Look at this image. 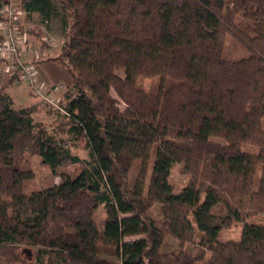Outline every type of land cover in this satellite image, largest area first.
I'll return each instance as SVG.
<instances>
[{"label":"trees","instance_id":"obj_1","mask_svg":"<svg viewBox=\"0 0 264 264\" xmlns=\"http://www.w3.org/2000/svg\"><path fill=\"white\" fill-rule=\"evenodd\" d=\"M19 8L43 24L67 14L55 62L73 87L61 98L68 115L50 132L34 120L36 105L16 108L0 85V264H116L100 245L120 264H264V220L248 222L264 215V0H20ZM229 38L249 55L225 54ZM63 133L84 139L87 158ZM32 156L52 171L81 170L27 194L17 180ZM175 164L190 177L180 194L169 183ZM157 204L161 227L148 215ZM234 223L244 224L240 240L221 241ZM167 237L177 251H161Z\"/></svg>","mask_w":264,"mask_h":264},{"label":"rangeland","instance_id":"obj_2","mask_svg":"<svg viewBox=\"0 0 264 264\" xmlns=\"http://www.w3.org/2000/svg\"><path fill=\"white\" fill-rule=\"evenodd\" d=\"M14 2V5L16 6V9H19V4L20 0H12ZM225 2V7H228L231 5L232 0H224ZM23 12V11H22ZM19 14V31L20 33H27L28 36L34 41V43L38 46L41 45V43H45L46 46L49 49V55L41 59L40 62L43 61H51L50 65H58L61 66L62 68L60 69V73L58 76V80L64 82H59L54 85H49L45 84V88H53L57 87L59 88L58 92L61 94L60 97L62 98L63 94L68 91L72 90L73 87V79L68 73L67 69L60 64H57L55 62V57L59 55L61 47L65 41L64 39V28H63V17L67 18V14L60 9V14L58 17H54L51 21H49L46 24H43L41 22V19L38 15H28L23 13ZM228 53L231 57H234L235 59H241L244 57H247L249 55V52L242 48L241 46H236L233 43V40L231 38L228 39L227 45L225 48V54ZM38 63V62H36ZM55 63V64H53ZM56 65L54 67H56ZM36 70H38L37 67H35ZM6 71V72H3ZM63 71V72H62ZM68 76V79L65 83V77ZM14 78V76H16ZM121 76H124L123 71L120 72ZM3 78V82L0 83V85L6 84L7 92H11L14 94L17 98V103H15L16 108H20L21 106L26 107L29 106L28 102V97L27 93L28 90L30 93L31 87L28 84V80L26 79L25 75L22 73V69L20 68H14L12 64L6 61L0 60V79ZM18 78V80H17ZM21 80H20V79ZM37 79L38 75H37ZM11 83H14L13 87H10ZM155 81L154 80H144L142 85L145 89H150L154 85ZM22 93L25 96V98H21L20 94ZM32 96L37 98L34 93H32ZM113 96L115 94L113 93ZM56 97V96H55ZM38 99V98H37ZM19 100V101H18ZM39 105L42 107V110L48 115H52L55 117V122L52 126H49V131L50 132H55L57 129V125L60 123L62 120L61 114H59L58 111H55L53 108H51L49 105L43 103L40 101ZM38 114L36 115V118L34 119L36 122H41L39 120L47 121V119L44 118L46 114ZM55 114V115H54ZM44 124V123H43ZM59 137L65 138L66 141H68V147L70 150L74 153L80 156L81 158H87V150H86V143L84 139H79V140H70V136L68 134L63 133L58 135ZM30 174L27 176H19L17 183L18 185H23L24 190L26 191L27 194H31L33 192H37L39 190H45L49 187H52L56 184H59L61 182V176L63 174L70 175V176H75L78 172L81 170L80 165H69L65 167H60L57 168L55 171H52L51 168L42 162V160L38 156H32L31 161H30ZM137 175V170L134 169L131 173V176L129 178V183L133 184L135 178ZM190 177L188 175H185L183 173V165L182 164H175L173 165L171 169V174L169 177V183L173 186V190L175 194H180L184 188H186L189 184ZM4 199H10L9 196L5 197ZM161 206L159 204L155 205L153 208H151L148 211V215L154 218L157 221V225L159 227L162 226V215L160 211ZM105 219H106V213H105V208L104 206H100L98 211L96 212L94 216V227L95 230L99 233L103 232V229L105 227ZM191 220L194 223L195 226V235H194V240L198 242L201 238L202 233L199 231V229L196 226L195 220L193 216L191 215ZM264 220V215L255 217L253 219H250L248 222H254L256 224H261V222ZM243 223H234L232 224L228 229L224 230L221 235H220V240L221 241H229V240H240L241 235H242V229H243ZM130 238H135V237H130ZM128 238V239H130ZM191 244H187L185 247H190ZM180 247L179 242L172 238V237H167L163 246L161 247L162 252H174L177 251ZM100 255L116 264H120L121 260L118 255H116L115 250L110 247V246H104L100 245ZM34 248L32 250H25V256L28 258H32L34 255Z\"/></svg>","mask_w":264,"mask_h":264},{"label":"built area","instance_id":"obj_3","mask_svg":"<svg viewBox=\"0 0 264 264\" xmlns=\"http://www.w3.org/2000/svg\"><path fill=\"white\" fill-rule=\"evenodd\" d=\"M1 12L4 20L0 22V60L9 62L15 69L21 67L32 93L39 101L62 115H68L61 105L60 95L57 96L59 88H45L37 79L36 62L49 55V48L37 46L27 33H20L19 14L22 11L16 9L12 0L4 2Z\"/></svg>","mask_w":264,"mask_h":264},{"label":"crops","instance_id":"obj_4","mask_svg":"<svg viewBox=\"0 0 264 264\" xmlns=\"http://www.w3.org/2000/svg\"><path fill=\"white\" fill-rule=\"evenodd\" d=\"M50 62L51 61H49V62L43 61V62L36 63V67L38 68L37 75L39 78V82L41 84H44V85L49 84L51 86L56 84V83H59V82H64V80L63 81L58 80L59 73L61 72L59 68H62V67L53 63L56 65V67H54L55 65H53V66L50 65L51 64ZM3 72H6V71H3ZM68 76L69 75L67 74V77H65V83L68 79ZM17 80H18V78H17ZM2 82H3V78L0 79V83H2ZM12 85L14 86V83H11L10 87H13ZM7 93L12 97V99L14 101V105H15V103H17L16 101H17V98L19 95H17V98H16V96L14 94H12L11 92H7ZM19 94L21 95L20 96L21 98H25V96H26L22 93H19ZM59 94H61V92ZM27 96H29L28 97L29 106H26V107H30L33 105H36L38 107L37 112L33 115L34 119L36 118V115L41 114V113L44 114L45 113L44 110H42V107L39 105V103H40L39 99L33 97L32 93H30L29 90H28ZM21 107H23V106H21ZM44 118L47 119L46 122L43 120H39V121H42V123H44L45 126L47 127V129L49 130L50 129L49 126H52L55 122V117L52 115L46 114V116H44Z\"/></svg>","mask_w":264,"mask_h":264}]
</instances>
